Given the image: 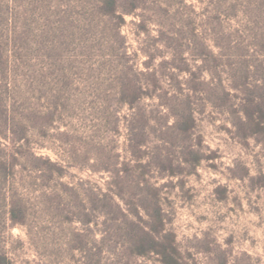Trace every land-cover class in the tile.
Instances as JSON below:
<instances>
[{"label": "rangeland", "instance_id": "1", "mask_svg": "<svg viewBox=\"0 0 264 264\" xmlns=\"http://www.w3.org/2000/svg\"><path fill=\"white\" fill-rule=\"evenodd\" d=\"M117 6L124 23L98 0L13 2L16 37L0 44V136L11 139L0 162H18L0 163V251L12 264H161L134 253L159 203L184 264H264V137L248 120L264 112V0ZM209 50L219 65L207 72ZM131 80L144 86L134 110ZM189 111L185 134L175 125ZM33 156L64 175L38 171ZM91 190L107 197L85 225ZM12 198L24 225L10 220Z\"/></svg>", "mask_w": 264, "mask_h": 264}, {"label": "trees", "instance_id": "2", "mask_svg": "<svg viewBox=\"0 0 264 264\" xmlns=\"http://www.w3.org/2000/svg\"><path fill=\"white\" fill-rule=\"evenodd\" d=\"M16 0H0V44H11L14 42L16 37V28H15V19L16 15L13 9V2ZM118 0H98L99 10L102 11L104 15L110 17H117L120 19L121 23H124V17L118 13ZM132 13V12H129ZM211 59V60H209ZM218 57L212 52L208 51L206 54V58L204 60L203 70L210 72V68L207 67V64L210 61L215 62V69L218 67ZM206 67V68H205ZM155 76V73L153 74ZM144 96V86L141 83H138L134 80L129 81V84L124 87V99L125 104L128 105L132 110L135 109L136 103L142 99ZM128 98V100H127ZM187 114V115H186ZM184 116L179 118L176 121V128L185 134H190L196 125V119L193 115L192 111L187 112ZM136 115V112L133 113V116ZM251 134L264 137V112H258L257 115H249L248 116ZM134 132V130H132ZM7 143L5 144L0 136V147L2 150H7L9 146V142L11 139L8 136L3 138ZM133 140V139H132ZM143 144H135L132 145V149H136L137 151H141V147ZM33 160L35 163H39L37 165V170L40 172L48 171L50 172V176L52 178L61 177L65 173V169L59 163L51 161L49 158L43 157H35L33 156ZM134 157L138 161V157L134 155ZM9 156H6L4 161L0 163L5 165V163L12 162L11 168L14 169L15 163L18 162L17 158L13 157L10 160ZM187 163L191 164L192 160H185ZM200 163V158L197 157L196 163L192 164L193 166H197ZM143 167L142 164H138ZM46 168H44V167ZM174 175V174H173ZM72 190H76L73 188ZM88 193V192H87ZM83 202L86 204L84 208H80L83 212H80V216H84L85 220L82 221L85 225H89L92 223L94 216V211L99 210L101 207L94 206L96 208H88L90 204L93 202H103L105 197H107L106 193H103L101 190H91L90 194L85 196ZM159 195L157 198L159 199ZM10 220L13 225H24L25 224V212L19 201H16L12 198L9 208ZM146 228H143L144 237L139 238L135 243V255L138 257H148L151 254H155L159 257V261L161 264H184V258L179 251V248L176 245V240L174 235L170 234L166 229L165 215L162 207L159 203L156 204V207L149 213V221L146 222ZM0 264H12L10 258L6 256L4 253L0 251Z\"/></svg>", "mask_w": 264, "mask_h": 264}]
</instances>
